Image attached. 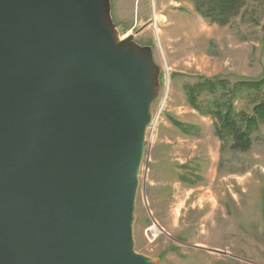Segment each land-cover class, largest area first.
<instances>
[{"label":"water","instance_id":"obj_1","mask_svg":"<svg viewBox=\"0 0 264 264\" xmlns=\"http://www.w3.org/2000/svg\"><path fill=\"white\" fill-rule=\"evenodd\" d=\"M107 0H0V264H158L135 251L149 48Z\"/></svg>","mask_w":264,"mask_h":264},{"label":"rangeland","instance_id":"obj_2","mask_svg":"<svg viewBox=\"0 0 264 264\" xmlns=\"http://www.w3.org/2000/svg\"><path fill=\"white\" fill-rule=\"evenodd\" d=\"M107 1L117 40L133 36L158 68L135 251L158 264H264V123L249 150H234L216 137L211 118L189 108L183 89L202 78L264 80V0H245L224 26L202 19L191 0ZM244 101L235 102L237 112H249ZM170 119L197 131L186 136ZM153 222L160 233L149 243Z\"/></svg>","mask_w":264,"mask_h":264},{"label":"trees","instance_id":"obj_3","mask_svg":"<svg viewBox=\"0 0 264 264\" xmlns=\"http://www.w3.org/2000/svg\"><path fill=\"white\" fill-rule=\"evenodd\" d=\"M197 14L218 25H227L239 15L245 0H191ZM186 103L195 112L214 121V133L234 150L250 149L252 136L264 123V80L239 81L232 85L224 79L202 78L183 87ZM242 96L250 109L237 112L235 102ZM171 124L189 136L197 128L175 119Z\"/></svg>","mask_w":264,"mask_h":264},{"label":"built area","instance_id":"obj_4","mask_svg":"<svg viewBox=\"0 0 264 264\" xmlns=\"http://www.w3.org/2000/svg\"><path fill=\"white\" fill-rule=\"evenodd\" d=\"M151 125H152V123L150 124V126L148 127L147 130H149V128H151ZM146 158L144 156V159H143V162H142V166H141V170H142V172H144L145 177L147 176V173H148V166H147ZM154 229H158L157 224L155 222H153L152 225L150 227H148L147 230H146V239H147V241L149 243L154 242L156 240V238L159 236L160 231L156 235H154L152 233V231Z\"/></svg>","mask_w":264,"mask_h":264},{"label":"bare ground","instance_id":"obj_5","mask_svg":"<svg viewBox=\"0 0 264 264\" xmlns=\"http://www.w3.org/2000/svg\"><path fill=\"white\" fill-rule=\"evenodd\" d=\"M152 233H153L154 235H156V234H157V231L154 229V230L152 231Z\"/></svg>","mask_w":264,"mask_h":264}]
</instances>
